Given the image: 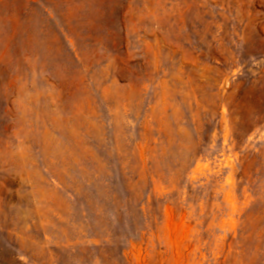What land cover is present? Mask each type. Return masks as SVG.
I'll use <instances>...</instances> for the list:
<instances>
[{
	"label": "rangeland",
	"instance_id": "1",
	"mask_svg": "<svg viewBox=\"0 0 264 264\" xmlns=\"http://www.w3.org/2000/svg\"><path fill=\"white\" fill-rule=\"evenodd\" d=\"M0 264H264V0H0Z\"/></svg>",
	"mask_w": 264,
	"mask_h": 264
}]
</instances>
